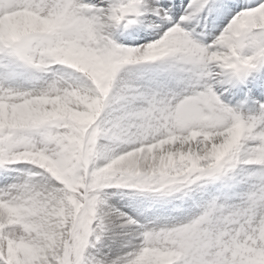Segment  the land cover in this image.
<instances>
[{
	"label": "clouds",
	"instance_id": "1",
	"mask_svg": "<svg viewBox=\"0 0 264 264\" xmlns=\"http://www.w3.org/2000/svg\"><path fill=\"white\" fill-rule=\"evenodd\" d=\"M0 264H264V0H0Z\"/></svg>",
	"mask_w": 264,
	"mask_h": 264
},
{
	"label": "rangeland",
	"instance_id": "2",
	"mask_svg": "<svg viewBox=\"0 0 264 264\" xmlns=\"http://www.w3.org/2000/svg\"><path fill=\"white\" fill-rule=\"evenodd\" d=\"M174 2H176V0H174ZM258 2V0H235V3L237 4H242V3H256ZM250 87L253 88V94L255 95H259V87L255 86V85H250Z\"/></svg>",
	"mask_w": 264,
	"mask_h": 264
}]
</instances>
